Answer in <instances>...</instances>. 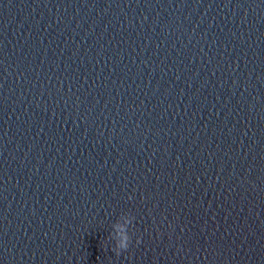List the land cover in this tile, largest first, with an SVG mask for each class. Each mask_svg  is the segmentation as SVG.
Returning <instances> with one entry per match:
<instances>
[{
  "label": "clouds",
  "instance_id": "clouds-1",
  "mask_svg": "<svg viewBox=\"0 0 264 264\" xmlns=\"http://www.w3.org/2000/svg\"><path fill=\"white\" fill-rule=\"evenodd\" d=\"M110 236H112V233L110 234ZM113 239L115 240L114 251H116L117 253L123 250H127L131 242V238L128 235V231L126 228H121V230L117 232L116 237H113ZM137 243H139V240H137Z\"/></svg>",
  "mask_w": 264,
  "mask_h": 264
}]
</instances>
